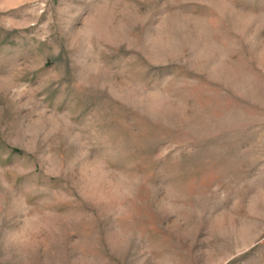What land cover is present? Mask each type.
<instances>
[{
  "label": "rangeland",
  "instance_id": "1",
  "mask_svg": "<svg viewBox=\"0 0 264 264\" xmlns=\"http://www.w3.org/2000/svg\"><path fill=\"white\" fill-rule=\"evenodd\" d=\"M0 264H264V0H0Z\"/></svg>",
  "mask_w": 264,
  "mask_h": 264
}]
</instances>
